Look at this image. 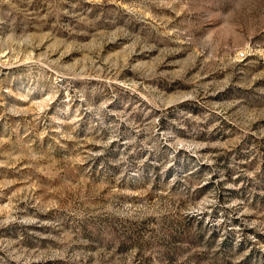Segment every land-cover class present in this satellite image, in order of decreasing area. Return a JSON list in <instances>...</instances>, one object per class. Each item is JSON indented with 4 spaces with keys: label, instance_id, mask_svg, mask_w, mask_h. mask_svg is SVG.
<instances>
[{
    "label": "rangeland",
    "instance_id": "374dc122",
    "mask_svg": "<svg viewBox=\"0 0 264 264\" xmlns=\"http://www.w3.org/2000/svg\"><path fill=\"white\" fill-rule=\"evenodd\" d=\"M0 264H264V0H0Z\"/></svg>",
    "mask_w": 264,
    "mask_h": 264
}]
</instances>
